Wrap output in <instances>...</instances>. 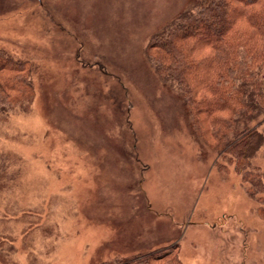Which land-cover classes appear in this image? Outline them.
<instances>
[{
	"label": "rangeland",
	"instance_id": "1",
	"mask_svg": "<svg viewBox=\"0 0 264 264\" xmlns=\"http://www.w3.org/2000/svg\"><path fill=\"white\" fill-rule=\"evenodd\" d=\"M190 1L0 0V48L31 63L35 89L1 131L0 264H115L175 246L182 264H264V219L218 180L211 135L198 140L145 55Z\"/></svg>",
	"mask_w": 264,
	"mask_h": 264
},
{
	"label": "trees",
	"instance_id": "2",
	"mask_svg": "<svg viewBox=\"0 0 264 264\" xmlns=\"http://www.w3.org/2000/svg\"><path fill=\"white\" fill-rule=\"evenodd\" d=\"M145 55L160 83L174 91L187 110L198 140L207 142L211 135L208 154L217 164L218 180L229 178L233 190L238 187L251 211L264 219V170L256 165L264 152V0H191L152 37ZM115 80L126 92L121 78ZM34 99L31 63L0 48V136L15 113H27ZM130 123L126 116L125 126ZM133 140L136 149V134ZM7 161L0 150V180L8 171ZM222 186L229 189L225 194L231 190ZM229 216L244 228L243 220ZM213 223L228 230V222L223 225L218 218ZM181 260L175 246L115 264H182Z\"/></svg>",
	"mask_w": 264,
	"mask_h": 264
}]
</instances>
